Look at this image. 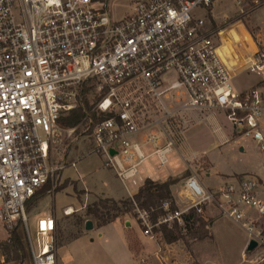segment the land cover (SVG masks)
<instances>
[{
  "label": "built area",
  "instance_id": "1",
  "mask_svg": "<svg viewBox=\"0 0 264 264\" xmlns=\"http://www.w3.org/2000/svg\"><path fill=\"white\" fill-rule=\"evenodd\" d=\"M215 1L138 0L115 19L110 0H0V221L9 235L22 225L32 264H58L55 215L37 218L35 244L26 206L77 166L59 156L57 146L59 120L75 110L83 118L65 129L68 137L82 128L91 139V151L133 200L145 235L162 239L157 227L182 225L190 209L203 213L211 203L241 225L249 243L257 242L244 251L242 264H264L258 178L244 176L237 186L211 192L190 175L185 189L192 206L156 222L137 206L131 189L147 179L141 168L149 159L159 168L168 165L184 139L185 116L192 120L194 112L222 113L238 137L264 151V38L225 42L227 28L215 29L210 15L196 12ZM244 71L261 80L236 91L232 81ZM147 146L153 148L148 154Z\"/></svg>",
  "mask_w": 264,
  "mask_h": 264
},
{
  "label": "rangeland",
  "instance_id": "2",
  "mask_svg": "<svg viewBox=\"0 0 264 264\" xmlns=\"http://www.w3.org/2000/svg\"><path fill=\"white\" fill-rule=\"evenodd\" d=\"M136 1L138 0H110L109 8L114 18L120 19L131 11L132 2ZM196 12L201 17L210 15L215 29L227 28L222 33L225 42L242 41L246 36H252L254 39L264 38V4H259L258 0H216L209 10L198 8ZM260 80L261 76L244 71L234 78L232 85L236 91H242L259 83ZM92 93L93 91L89 93V96ZM167 103L175 104V102ZM185 119L189 120L185 128L193 129L187 135L190 143L212 164L208 183L214 186L223 183L225 175H233L234 172L248 173L245 175L247 177L256 175L263 180L259 190L264 198V151L258 147L257 143L250 138L238 137L235 132L230 134L231 125L222 114H217L212 121L197 124L194 118L191 120L187 115ZM59 126L62 129L57 137L59 156L66 155L68 161H76L77 167H67L54 191H51L48 186L44 195L26 208L34 243H37L35 233L37 218L50 212L55 215L57 259H61L63 264H135L136 260L132 258L128 250L125 235L134 234L141 239L143 227L137 217L132 214L122 217V220L133 219V229L126 231L114 223L86 229V223H82L84 219H80L86 206L101 198L102 195L116 194V190L119 189L125 193L121 183L116 179L114 171L105 166L103 157L91 151V139L81 135L82 128L78 129L74 137H68L65 129L73 126L60 123ZM217 127L224 129L225 134H228L227 142L221 143V134L214 131ZM152 149V146L143 148L146 154ZM168 157V165L160 170L159 174L166 176L168 169L180 174L185 168L182 157L177 152H172ZM156 163V159L151 158L143 165L142 178L148 176L144 170L149 165L155 167ZM209 167L210 163L205 158L187 162L189 174L201 173L204 178ZM157 177L158 175H153L154 179ZM199 180L202 183L200 178ZM229 181L234 180L229 179ZM142 182L140 181L138 186L131 185L132 191L138 190ZM68 207H71L73 212L66 213L65 210ZM215 209L219 211L218 207ZM222 223L220 231L222 243L225 244L226 240L234 243L241 235L240 231L243 228L241 229L239 224L227 218H224ZM160 226L155 230H159ZM79 233L82 235L73 239ZM160 235L163 237L162 233ZM8 237L9 232L0 221V243H5L3 240ZM150 243L152 247L155 246L154 242L150 241ZM0 254L4 257L3 264H11L2 249ZM218 257V254L212 253L210 258L217 261ZM24 264H32V260ZM228 264H234V262L229 261Z\"/></svg>",
  "mask_w": 264,
  "mask_h": 264
},
{
  "label": "crops",
  "instance_id": "3",
  "mask_svg": "<svg viewBox=\"0 0 264 264\" xmlns=\"http://www.w3.org/2000/svg\"><path fill=\"white\" fill-rule=\"evenodd\" d=\"M222 50H224L225 52H228L226 45H224ZM217 114H222V113H211L210 114V113L194 112L191 116L197 121L196 122L197 124V123H204L206 121L208 122L212 121ZM191 130L193 129L188 128L185 130L183 141L179 144L177 150L174 151V152H177L179 156L182 157L184 161V167H185L184 170H182L180 174H178V173H173L172 171H170V169H168L166 176L163 177L159 174V172L160 170L165 169L167 165L163 168H159L157 167V165L155 167H153L152 165H149V167L144 170L148 176L143 178V180L146 178H151L159 182H164L168 180L169 178L178 179L179 181L176 184H174L171 188L172 195L174 197V200H175V203L178 209L185 211V213L187 209L192 206V203H193L188 191L185 189L186 179L188 176L191 175L188 173V169H187V162H189L190 160L205 158L210 163L209 170L207 171L209 173L206 172L205 178L201 176L202 175L201 173H197V174L194 173L192 175H195L197 178H200L202 180L203 186L211 192H218L225 185L237 186L238 180L242 178V176L248 175V173L234 172L233 175L232 174L225 175V178L223 179L224 180L223 183L217 184L215 186L212 184H209L208 180H210L209 178L211 177L210 171L212 169L211 168L212 164L210 160L201 151L196 149L190 143L189 137L187 135ZM214 131L221 134V137H222L221 143L228 141L229 139L227 137L228 134H225L224 129H220L219 127H217L216 129H214ZM233 132L234 130L231 129L230 134H233ZM234 141H237V140H234ZM153 175H156V176L158 175V177L154 179ZM255 177L259 179L260 183L261 181H263L259 176L255 175ZM116 179L119 180L117 176H116ZM229 179H233L234 181L231 182L229 181ZM119 182L121 183L120 180ZM262 183H261L260 188L262 187ZM121 185L125 193H122V190L119 189V190H116V194L102 195L101 197L102 198H112L117 201L127 198L128 192L126 191L122 183ZM134 192H137V190ZM259 196L261 199L264 200V198L261 196L260 190H259ZM213 206L217 207L215 204H211V203L205 204L203 206V213H202L206 220H210V230L213 235V239H206L203 241L194 242L192 244L191 249H189L186 246L183 240H178L175 242L168 243L164 240L163 237L162 239H156L148 235H145L143 232L141 233L142 234L141 239H139L137 236L135 237L134 234L125 235V241H126L128 250L132 258L136 260L135 264H165L163 260H166L167 264H192L193 262H196V261L200 262L201 264H228L229 261L234 262V264H242L243 253L244 251L247 250V246L249 243L248 233L241 227L242 229L240 231L241 235L236 241H234V243L229 242V240H226L225 244L222 243V240L220 238L221 236L220 231H221V226L223 225L222 222L224 218H227V217L222 216L219 213L220 211H217L215 207ZM233 222L238 225V223H236L235 221ZM112 223L116 224V226L121 227L125 231L130 228L133 229L132 227L134 226L133 219H127V220L118 219ZM127 223H129V225ZM96 226L97 225L94 223V227ZM150 241L154 242L155 244L154 247L151 246ZM212 253L219 255L217 261L210 258ZM58 264H63L61 262V259L59 258H58Z\"/></svg>",
  "mask_w": 264,
  "mask_h": 264
},
{
  "label": "trees",
  "instance_id": "4",
  "mask_svg": "<svg viewBox=\"0 0 264 264\" xmlns=\"http://www.w3.org/2000/svg\"><path fill=\"white\" fill-rule=\"evenodd\" d=\"M258 2L259 4H264V0H258ZM82 118V111L75 110L65 116H61L59 123L66 126H75ZM178 181V179L169 178L164 182H159L147 178L135 193L134 201L140 209L149 211L152 220L156 222L159 217L178 210L171 190L172 186ZM48 186L37 193L27 203L26 208L43 196ZM165 203H169L168 209H165ZM128 214L137 217L134 202L129 197L118 201L112 198L101 197L86 206L84 214L81 215L80 219H84L82 222L84 224L88 220H91L95 221L98 227H102L118 219H122V217ZM182 218L184 224L180 225L177 221H174L170 225L162 224L160 229L156 231L162 233L164 240L168 243L183 240L189 249H191L194 242L213 239L210 230V220H206L203 214L198 212L196 208L190 209ZM81 235L82 233H79L73 239ZM3 241L5 243H0V249L5 253L7 260L11 264H24L26 261L32 260L21 224ZM192 264L200 263L196 261Z\"/></svg>",
  "mask_w": 264,
  "mask_h": 264
},
{
  "label": "water",
  "instance_id": "5",
  "mask_svg": "<svg viewBox=\"0 0 264 264\" xmlns=\"http://www.w3.org/2000/svg\"><path fill=\"white\" fill-rule=\"evenodd\" d=\"M112 153L114 154V151H112ZM127 224L129 225V223H127ZM85 225H86V229H92L94 227V223L91 220H88ZM256 246H257V242L255 240H252L248 244L247 250L248 251H253Z\"/></svg>",
  "mask_w": 264,
  "mask_h": 264
},
{
  "label": "bare ground",
  "instance_id": "6",
  "mask_svg": "<svg viewBox=\"0 0 264 264\" xmlns=\"http://www.w3.org/2000/svg\"><path fill=\"white\" fill-rule=\"evenodd\" d=\"M68 212L67 213H71V212H73V209L70 207H68V209H66Z\"/></svg>",
  "mask_w": 264,
  "mask_h": 264
}]
</instances>
